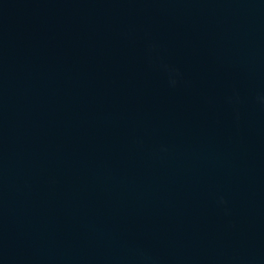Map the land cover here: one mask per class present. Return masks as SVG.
<instances>
[{"label":"water","instance_id":"95a60500","mask_svg":"<svg viewBox=\"0 0 264 264\" xmlns=\"http://www.w3.org/2000/svg\"><path fill=\"white\" fill-rule=\"evenodd\" d=\"M0 264H264V0H0Z\"/></svg>","mask_w":264,"mask_h":264}]
</instances>
